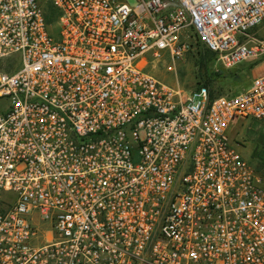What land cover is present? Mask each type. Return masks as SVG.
<instances>
[{"label":"built area","instance_id":"obj_1","mask_svg":"<svg viewBox=\"0 0 264 264\" xmlns=\"http://www.w3.org/2000/svg\"><path fill=\"white\" fill-rule=\"evenodd\" d=\"M262 22L264 0H0V264H264V178L228 134L264 120V71L211 98L146 70L262 58Z\"/></svg>","mask_w":264,"mask_h":264},{"label":"rangeland","instance_id":"obj_2","mask_svg":"<svg viewBox=\"0 0 264 264\" xmlns=\"http://www.w3.org/2000/svg\"><path fill=\"white\" fill-rule=\"evenodd\" d=\"M134 6L137 0H124ZM259 34L264 35V22L257 27ZM196 47V48H195ZM205 51L202 44L193 45L181 59H176L175 66L168 70L173 64V59L168 51L164 52L161 60H150L146 70L156 76L159 80L169 84H180L188 89L197 87L199 77L211 75L214 79L213 88L219 93L235 92L248 87L255 74L264 71V57L250 58L237 65L227 67L221 64L217 58L206 62L205 67L198 65L199 58L196 54L199 50ZM256 64L252 69L249 65ZM255 68V70H254ZM251 70V71H250ZM231 144L249 161L264 178V120L253 118L236 119L228 131ZM38 214H34V221L38 222ZM40 222V221H39ZM41 228V224H38ZM46 234L49 229H44ZM44 239L33 240V246L42 245Z\"/></svg>","mask_w":264,"mask_h":264},{"label":"trees","instance_id":"obj_3","mask_svg":"<svg viewBox=\"0 0 264 264\" xmlns=\"http://www.w3.org/2000/svg\"><path fill=\"white\" fill-rule=\"evenodd\" d=\"M53 12L54 11H52V13ZM48 20L51 21L52 18L49 17ZM202 46H204L205 51H203V49L202 50H199L197 52V54H196V57L199 58V60L197 62L198 65H200L201 67H205L206 66V62L208 60L213 59V57L216 59L217 56H216V53L215 52H213L212 50H210L209 48H207L205 45L202 44ZM255 65L256 64L249 65V68L252 69ZM213 80L214 79L211 77V75H208L207 77H205V76L199 77V80L197 81V87H201V86L207 87V89L209 90V93H210V97L211 98H214V97H216L218 95H221V94H233L235 92L240 91V90H238V91H235V92H225V93L222 92V93H219V92L215 91V89L213 88V84H214Z\"/></svg>","mask_w":264,"mask_h":264},{"label":"crops","instance_id":"obj_4","mask_svg":"<svg viewBox=\"0 0 264 264\" xmlns=\"http://www.w3.org/2000/svg\"><path fill=\"white\" fill-rule=\"evenodd\" d=\"M252 33L257 34L259 37H263L264 36L263 34H259V30L257 28L253 29ZM254 70H255V68H254Z\"/></svg>","mask_w":264,"mask_h":264}]
</instances>
